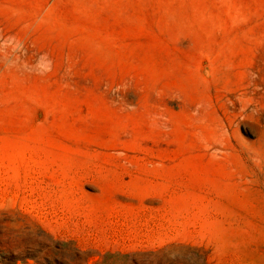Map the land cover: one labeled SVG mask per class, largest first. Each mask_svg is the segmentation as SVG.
<instances>
[{
    "label": "rangeland",
    "instance_id": "374dc122",
    "mask_svg": "<svg viewBox=\"0 0 264 264\" xmlns=\"http://www.w3.org/2000/svg\"><path fill=\"white\" fill-rule=\"evenodd\" d=\"M0 264H264V0H0Z\"/></svg>",
    "mask_w": 264,
    "mask_h": 264
}]
</instances>
